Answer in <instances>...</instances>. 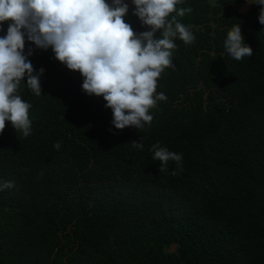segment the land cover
<instances>
[{
  "label": "trees",
  "instance_id": "16d2710c",
  "mask_svg": "<svg viewBox=\"0 0 264 264\" xmlns=\"http://www.w3.org/2000/svg\"><path fill=\"white\" fill-rule=\"evenodd\" d=\"M245 2L176 5L192 9L177 19L196 39L172 38L175 70L156 87L167 99L141 130L115 129L81 73L36 49L43 94L18 89L32 133L6 121L0 134V181L15 182L0 192V264H264V25L261 6ZM128 3L125 22L148 30ZM235 24L254 53L240 61L224 48ZM157 142L182 154L176 176L153 159Z\"/></svg>",
  "mask_w": 264,
  "mask_h": 264
},
{
  "label": "clouds",
  "instance_id": "9594fccd",
  "mask_svg": "<svg viewBox=\"0 0 264 264\" xmlns=\"http://www.w3.org/2000/svg\"><path fill=\"white\" fill-rule=\"evenodd\" d=\"M179 3L182 0H131L133 14L142 25L150 26L137 33L125 22L130 8L126 0H0V32L4 21H12L6 35L0 37V134L5 122L10 121L25 138L31 135V105L21 98L18 89L23 83L34 95L43 94L41 77L46 70H37L29 57L36 49L49 48L68 69L81 73V87L87 95L104 98L105 107L112 109L111 125L115 129L151 126L149 109L167 99L163 92H156L157 79L166 68L175 70L171 50L177 46L172 38L178 35L186 45L196 39L191 26L177 19L192 9L177 10ZM246 3L261 6L258 19L264 25V0ZM173 12L176 15L170 17ZM26 39L31 46L25 52ZM224 48L237 61L254 54L244 42L241 24L228 31ZM61 146L59 141L53 145L57 150ZM131 147L142 150L144 145L132 141ZM150 151L153 159L160 161L161 173L176 176L177 169L182 170L181 153L159 142ZM170 161L176 164L171 172ZM14 187L12 180L0 181V192Z\"/></svg>",
  "mask_w": 264,
  "mask_h": 264
},
{
  "label": "rangeland",
  "instance_id": "374dc122",
  "mask_svg": "<svg viewBox=\"0 0 264 264\" xmlns=\"http://www.w3.org/2000/svg\"><path fill=\"white\" fill-rule=\"evenodd\" d=\"M126 2H129V0H126ZM249 2L251 3L252 0H249ZM249 6H250V5H248V4L245 2V4L243 5V8H242L243 11H247L248 8H249ZM172 249H175V246H173Z\"/></svg>",
  "mask_w": 264,
  "mask_h": 264
}]
</instances>
